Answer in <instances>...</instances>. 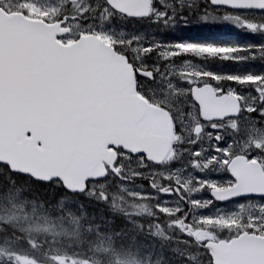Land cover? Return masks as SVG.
Here are the masks:
<instances>
[{
    "label": "snow or ice",
    "instance_id": "snow-or-ice-1",
    "mask_svg": "<svg viewBox=\"0 0 264 264\" xmlns=\"http://www.w3.org/2000/svg\"><path fill=\"white\" fill-rule=\"evenodd\" d=\"M0 264H264V0H0Z\"/></svg>",
    "mask_w": 264,
    "mask_h": 264
},
{
    "label": "trees",
    "instance_id": "trees-1",
    "mask_svg": "<svg viewBox=\"0 0 264 264\" xmlns=\"http://www.w3.org/2000/svg\"><path fill=\"white\" fill-rule=\"evenodd\" d=\"M227 30L223 26L212 27L207 29L201 28H189L183 32H176L171 38H190V39H217L223 38V33ZM233 39L243 42L244 38L236 35H232Z\"/></svg>",
    "mask_w": 264,
    "mask_h": 264
}]
</instances>
